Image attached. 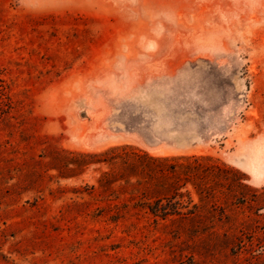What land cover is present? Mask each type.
I'll return each mask as SVG.
<instances>
[{
	"label": "rangeland",
	"instance_id": "rangeland-1",
	"mask_svg": "<svg viewBox=\"0 0 264 264\" xmlns=\"http://www.w3.org/2000/svg\"><path fill=\"white\" fill-rule=\"evenodd\" d=\"M0 264H264V0H0Z\"/></svg>",
	"mask_w": 264,
	"mask_h": 264
},
{
	"label": "trees",
	"instance_id": "trees-1",
	"mask_svg": "<svg viewBox=\"0 0 264 264\" xmlns=\"http://www.w3.org/2000/svg\"><path fill=\"white\" fill-rule=\"evenodd\" d=\"M178 203L162 204L160 200L155 201L150 207L148 206V211L154 216L165 218L168 215L177 214Z\"/></svg>",
	"mask_w": 264,
	"mask_h": 264
}]
</instances>
